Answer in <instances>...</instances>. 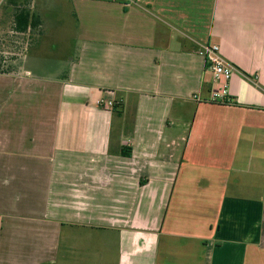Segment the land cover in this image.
Returning <instances> with one entry per match:
<instances>
[{
	"label": "crops",
	"instance_id": "crops-1",
	"mask_svg": "<svg viewBox=\"0 0 264 264\" xmlns=\"http://www.w3.org/2000/svg\"><path fill=\"white\" fill-rule=\"evenodd\" d=\"M42 5L80 46L0 74V264H264V0Z\"/></svg>",
	"mask_w": 264,
	"mask_h": 264
},
{
	"label": "rangeland",
	"instance_id": "rangeland-1",
	"mask_svg": "<svg viewBox=\"0 0 264 264\" xmlns=\"http://www.w3.org/2000/svg\"><path fill=\"white\" fill-rule=\"evenodd\" d=\"M42 2L43 0H39L37 3H32V9L36 12L43 10L45 5H42ZM10 15V9L2 3L0 5V55L5 58L6 67H18L22 55L40 43V52L46 54L51 61L60 62L63 65L69 64V57L77 54L80 45L75 41L74 20L66 7L62 6L51 14L47 38H45L44 25L28 34L12 32Z\"/></svg>",
	"mask_w": 264,
	"mask_h": 264
},
{
	"label": "built area",
	"instance_id": "built-area-1",
	"mask_svg": "<svg viewBox=\"0 0 264 264\" xmlns=\"http://www.w3.org/2000/svg\"><path fill=\"white\" fill-rule=\"evenodd\" d=\"M199 53L204 56L207 70L213 78L212 89L209 97L203 100L199 95L194 98L199 102H209L214 104H230L229 85L235 71L234 67L228 64L220 54V48L216 44H202L199 47ZM100 107L105 109H114L116 103L102 99L98 102Z\"/></svg>",
	"mask_w": 264,
	"mask_h": 264
},
{
	"label": "trees",
	"instance_id": "trees-1",
	"mask_svg": "<svg viewBox=\"0 0 264 264\" xmlns=\"http://www.w3.org/2000/svg\"><path fill=\"white\" fill-rule=\"evenodd\" d=\"M33 0H7V8H10L11 31L17 34H28L43 27L44 21L42 17L32 10ZM5 58L0 55V74L13 72L16 67H6ZM245 77L250 78L245 74ZM119 106L115 105L114 110H118ZM122 154L130 157L131 150H124Z\"/></svg>",
	"mask_w": 264,
	"mask_h": 264
}]
</instances>
